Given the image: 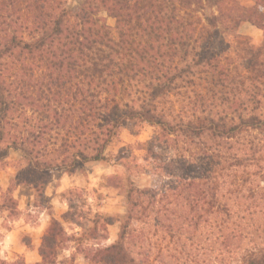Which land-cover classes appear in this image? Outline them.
Segmentation results:
<instances>
[{"label": "trees", "instance_id": "1", "mask_svg": "<svg viewBox=\"0 0 264 264\" xmlns=\"http://www.w3.org/2000/svg\"><path fill=\"white\" fill-rule=\"evenodd\" d=\"M135 123L159 128L151 184L115 183L125 214L96 211L81 234L67 200L32 264L72 261L75 240L89 264H264V0H0V162L22 154L16 180L42 195L44 177L108 160Z\"/></svg>", "mask_w": 264, "mask_h": 264}, {"label": "rangeland", "instance_id": "2", "mask_svg": "<svg viewBox=\"0 0 264 264\" xmlns=\"http://www.w3.org/2000/svg\"><path fill=\"white\" fill-rule=\"evenodd\" d=\"M80 2L81 0H68V7L73 9ZM105 20L107 24L113 26L112 19L106 17ZM239 33L249 37L254 45H259L263 39V32L249 23L242 24ZM158 132L159 128L157 126H151L147 123H135L127 126L120 132L119 138L114 140L107 148L108 160L80 164L72 174L67 173L65 170L52 172L48 177H44L47 178L48 182L42 195L35 192L34 184L29 181V177L22 176L21 178L19 176V180H16L19 171L26 166H24L20 152L10 151L8 157L0 162V240H2V233L12 231L14 222L20 218H23L29 228L37 226L40 213H44L49 217L47 226L51 218L61 220L62 215L68 209L67 200L77 205L76 215L79 223L76 225L63 222L69 235L81 234L84 229H89L92 226L93 213L96 211L112 215L116 220L121 219L126 210L125 196L122 189L114 185L119 183L126 186L129 182H133L136 186L142 188L151 184V176L145 168V159L148 156L146 143ZM97 168L100 169L98 178L95 177ZM64 176H67L72 184H76L78 181V187L57 192L58 182ZM89 177L96 178L95 187L90 189L88 187L91 184ZM54 181L57 183H54ZM50 188L51 195L48 194ZM7 197L15 199L19 210L18 215L10 216L8 210L4 208L3 205ZM89 197H94L92 203H89ZM54 200L63 201L67 206L66 210L61 211L57 208L53 204ZM33 210L35 215H33ZM118 230L119 222L108 226L105 231H102L107 239L100 241V243H111L115 240ZM44 231L37 234L25 230L24 225H20V231L17 232L15 244L10 252L11 260L19 256L26 262V256L34 253L35 257L39 259H34L32 263L39 261L38 247ZM80 243V240L71 242L66 250L71 249V252L66 257L71 258L72 261L64 264H89L83 253L78 249L79 246L81 247ZM3 255L8 254L0 253V258L3 259ZM62 259L63 256L59 258V261Z\"/></svg>", "mask_w": 264, "mask_h": 264}, {"label": "clouds", "instance_id": "3", "mask_svg": "<svg viewBox=\"0 0 264 264\" xmlns=\"http://www.w3.org/2000/svg\"><path fill=\"white\" fill-rule=\"evenodd\" d=\"M99 175H100V169L97 168L96 172H95V177L98 178ZM96 178L89 177V179L91 180V184L88 186L89 189L91 187H95ZM54 183H57V182L54 181ZM58 184H59V187L56 189V191L57 192H63L67 188L78 187L79 182L77 181L76 184H72L69 182V178L67 176H64L58 182ZM48 194L51 195V188L49 189ZM88 199H89V203H92V201L94 200V197H89ZM53 204H55L57 206V208H59L61 211L66 210L67 206L63 201L54 200ZM21 207H22V205H21ZM33 215H35L34 210H33ZM48 220H49V217L47 215H45L44 213H40V215L38 217V224L34 228H29V226L25 224L23 218L16 220L13 224V230L12 231H4L2 233V240H0V253H7L8 254V255H3V259H5V260H11L12 259L10 252L12 250V246H14V244H15L17 232L20 231V225H24L25 230L32 231V232L39 234V233H42L44 231L45 227L47 226ZM70 252H71V249H69L68 251H65L64 256H68L70 254ZM34 259L38 260L39 258L35 257L34 253L28 254L26 256V264H32V261Z\"/></svg>", "mask_w": 264, "mask_h": 264}, {"label": "crops", "instance_id": "4", "mask_svg": "<svg viewBox=\"0 0 264 264\" xmlns=\"http://www.w3.org/2000/svg\"><path fill=\"white\" fill-rule=\"evenodd\" d=\"M40 261V260H39ZM36 262H38V261H36ZM34 263V262H33Z\"/></svg>", "mask_w": 264, "mask_h": 264}]
</instances>
